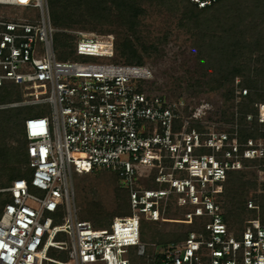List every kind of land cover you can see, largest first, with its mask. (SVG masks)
I'll use <instances>...</instances> for the list:
<instances>
[{
    "label": "built area",
    "instance_id": "1",
    "mask_svg": "<svg viewBox=\"0 0 264 264\" xmlns=\"http://www.w3.org/2000/svg\"><path fill=\"white\" fill-rule=\"evenodd\" d=\"M189 1L203 8L218 0ZM0 6L19 8L13 15L0 8V86L13 83L22 93L0 108L50 106L49 115L24 120L29 179L0 184V194H9L0 213V264H264L259 206L248 201L255 217L242 221L240 237L223 218L227 171L242 169V159L262 157L259 143L189 129L200 110L183 116L185 104L155 93L145 64L58 59L54 34L70 32L52 25L48 0H0ZM31 9L33 18L23 16ZM67 35L74 37L75 55H117L114 34ZM259 115L263 120L264 104ZM133 163L155 169L154 182L163 187L138 188ZM103 169L128 190L130 214L95 228L78 216L74 175ZM174 205L192 209L183 218H166ZM197 218L200 225L179 242L141 239L146 221L186 225ZM51 251H65L68 260Z\"/></svg>",
    "mask_w": 264,
    "mask_h": 264
},
{
    "label": "trees",
    "instance_id": "2",
    "mask_svg": "<svg viewBox=\"0 0 264 264\" xmlns=\"http://www.w3.org/2000/svg\"><path fill=\"white\" fill-rule=\"evenodd\" d=\"M52 1L54 11L53 14L50 13V19L55 28H66L88 21L93 24L113 25L116 29L115 33L137 34L138 17L142 13L137 0ZM157 1L180 10V20L183 24L191 25L196 30L193 34V43L203 71L202 75L203 77L208 76L206 77L207 83L211 81L214 83L209 89H224V99L230 100L234 93V81L236 77L240 78L238 84L246 90V95L243 96L246 102L243 101L239 105L240 115L237 117V128L228 134L229 138L236 135L242 144L250 138H264V119L258 120V109L257 106H254L257 103H264V26H262L264 22V0H218L203 8H198L189 0ZM67 36L70 38L64 43L65 51L61 55L65 58L74 54L72 37ZM117 53L123 60L134 61L137 64L143 63L127 40L119 44L116 41ZM15 86L17 85L13 83L0 86V104L22 99L21 90ZM23 107L26 106L0 108V184L2 186H8L3 183L4 176L14 175V169L17 165L23 166V172H27L28 169V167H24L28 164V156L24 134L26 117L21 110ZM247 115H251L250 121L247 120ZM179 126L180 123L176 120L174 128H179ZM191 128L200 132L203 130L200 125L194 123L189 125V129ZM200 150H205L201 153H210L209 148H201ZM248 162L262 165L264 171V157L242 159L243 167ZM242 169L227 171L224 182V191L232 192L231 198L234 200L232 202L234 208L240 211L239 213H237L238 211L228 213L223 208V218L228 226L233 225V222L238 224L241 221L242 218L240 217L246 209V203L251 200L244 201L243 194L234 195V191L246 190L247 187L251 186L255 187L253 182L249 183L242 180ZM19 178H24V176L14 177L10 182ZM261 186L263 187V185ZM235 187L236 189H234ZM121 190H123V194L117 193L119 191L116 192V189L114 190L116 204L120 206L128 203L129 196L127 189L121 188ZM257 193L253 202L259 206L260 219L264 223V192L261 187ZM169 211L168 208L167 212ZM101 221L100 219L95 220V222ZM151 228V226L145 225V222L143 223L141 229L143 241L148 238L150 241L157 239L159 244L176 243L187 236L186 229L155 233ZM156 236L158 237L155 238ZM166 236L168 239H165ZM64 254V252H50L53 257L61 255L65 258Z\"/></svg>",
    "mask_w": 264,
    "mask_h": 264
},
{
    "label": "rangeland",
    "instance_id": "3",
    "mask_svg": "<svg viewBox=\"0 0 264 264\" xmlns=\"http://www.w3.org/2000/svg\"><path fill=\"white\" fill-rule=\"evenodd\" d=\"M137 1L142 9V13L138 17L139 24L137 26V34L130 35L115 33L114 31L116 29L113 25L93 24L88 21L77 23L62 28L69 30L70 33L55 32L54 48L57 58L63 61L137 64L134 61L123 60V58L118 56V53L117 57L115 56L114 58L84 57L75 54L66 58L61 56L63 51H65L64 43L70 38L65 34H74V32L78 30L87 33L114 34L118 44L124 40L129 41L138 57L143 62L142 64L151 68L155 78L154 82L156 83L154 86L155 93L161 94L172 101H180L185 104L183 107L184 109H182L183 116L188 115L191 109L194 110L195 108H198L200 110V117L194 124L200 125L201 129H203L202 132L214 131L216 133H231L232 130L237 128V117L240 115L239 105L244 101L243 96L246 95V91H244V89L238 84L240 78L236 77L234 81V93L230 100L224 99V89H209L214 83L212 81L207 83L208 79H206V77L208 76L203 77L202 75L203 71L201 70L200 61L197 58V51L194 48L193 43V34L196 31L194 27L188 24L184 25L180 20V10L173 6L161 4L157 0ZM48 5L49 12L53 14V1L48 0ZM0 8L7 13H11V15L19 13V8L17 7L0 6ZM22 12L23 16L33 18V9L23 10ZM262 26H264V22L262 23ZM71 37L72 40H74V37ZM72 45H75L74 41H72ZM15 87L21 90L19 86ZM244 102H246V100ZM259 104L264 103H257L254 106H257L258 109V120L262 121L259 115ZM21 110L25 114V117L36 112L44 115L50 114V106L41 103L23 107ZM247 120H251V115H247ZM190 124H192V122H190L189 125ZM254 141L259 143L264 149V138L258 137L254 139ZM199 151L204 152L205 150ZM262 157H264V155ZM22 167L23 166L17 165L14 169V175L4 176L3 183L9 185L11 184L10 180L19 175L24 176L25 179H29L31 169L28 168L27 172H23ZM24 167L27 168V165ZM133 167L135 168L136 175L139 179L137 181L138 188L154 190L163 187L154 182V176L156 173L155 169L137 163H133ZM262 168L263 166L260 164L248 162L242 169V180L249 183L253 182L255 187H247L246 190H235L234 195L242 193L244 201L251 199L253 202L260 187L262 188L261 185L264 183V171ZM74 187L75 205L78 210L79 218L90 220L95 228L108 227V223H110L111 218L115 215L121 216L130 214V207L127 202L124 204L122 202V206L116 204L114 190L116 189V192L119 191L117 193L120 194H123L124 192L119 186L118 178L113 172L107 169L97 170L90 174L74 175ZM234 189H236V187ZM30 192L36 193V190L33 187H30ZM232 195V192L227 193L224 191L223 193V208L228 213H236L238 211L237 208H234L232 203L234 201L231 198ZM8 197L9 194L7 193L0 194V211L4 201L9 200L7 199ZM190 209L192 208L188 206L174 205L171 206L170 211L167 212L165 216L183 218L184 213ZM239 212L240 211L237 213ZM242 214L243 215L240 217L242 219L238 224L233 222V225L229 226V229L233 230L238 237L241 235L242 221L244 219L255 217V213L249 209H245ZM96 219L102 221L95 222ZM261 223H263L262 220ZM145 225L151 226V229H153L155 233H168L185 229L187 231L195 230L200 224L199 219L197 218L195 223L186 225L171 222L153 223L148 221L145 222ZM157 237L158 236L155 238ZM165 239H168L167 236ZM154 241L157 242V239ZM145 242L152 241L146 238ZM53 252H64V255L66 256L65 258L61 255H55V257L60 260H68L65 251Z\"/></svg>",
    "mask_w": 264,
    "mask_h": 264
}]
</instances>
